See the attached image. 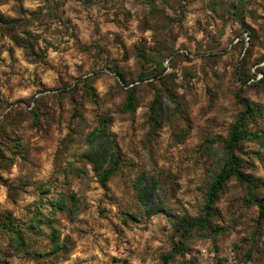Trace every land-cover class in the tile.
<instances>
[{
    "label": "rangeland",
    "instance_id": "1",
    "mask_svg": "<svg viewBox=\"0 0 264 264\" xmlns=\"http://www.w3.org/2000/svg\"><path fill=\"white\" fill-rule=\"evenodd\" d=\"M0 13V224L25 226L23 247L0 226V264H264L259 140L237 151L257 186L233 176L210 226L184 228L205 214L242 100L264 110V0H0ZM248 125L263 132L264 114Z\"/></svg>",
    "mask_w": 264,
    "mask_h": 264
},
{
    "label": "trees",
    "instance_id": "2",
    "mask_svg": "<svg viewBox=\"0 0 264 264\" xmlns=\"http://www.w3.org/2000/svg\"><path fill=\"white\" fill-rule=\"evenodd\" d=\"M0 22L10 23L11 20L6 19L3 16V14L0 13ZM84 84L87 87L89 86V83L87 80L85 81ZM135 101H136L135 88H131L128 90L127 106L129 110L134 111L136 109L137 105ZM157 103H159V101ZM242 104H243L244 109L238 115L237 120L232 125L228 138L225 140L224 150H225V155H226V163L223 166V168L218 172V174L216 175L215 179L211 183L210 188L208 190L207 197L205 199V205H204L205 214L203 216H200L199 218L189 219L187 222V225L184 227L186 228V230L192 229L193 227L205 228L207 226H210L211 221L209 217L213 213V209H214L213 207L216 201L218 200L220 193L223 191L226 183L233 176H236L242 182H246L249 187L253 188V186L254 187L257 186L256 183L252 180V178L245 175V173L241 169V166H240L241 158L238 155L237 151L241 147L242 142L247 139L259 140L261 141L264 147V131L263 132L253 131L249 128V125H248L251 118H253L256 115L264 114V110L258 105L248 103L246 100H242ZM157 109H158L157 105L154 106V109H153L154 115L152 116V120L155 122L158 120ZM106 128L107 127L104 126V129ZM104 131L105 130L92 135V139L95 141L96 144H98L99 140L102 139V137L104 136L105 134ZM99 149L100 148H98L95 151V152H98L96 156L93 154L89 155V158H91L92 162L95 164V166L98 169H100L105 163L102 156L106 158L108 155V153L101 155V153H99V151L101 150ZM119 166H120L119 157L114 158L112 160V164L107 169H105L103 173L101 174V181L103 183L108 181L111 178V176L116 172V170L119 168ZM139 194L142 198H144V196L146 195V192L144 191V189L139 188ZM256 200H257L256 202L258 203V206L260 209L259 211L260 219H263L264 218V203L259 198H257ZM52 204L60 205L61 201L57 203L54 201L52 202ZM0 226L5 231H8L11 238L16 240L19 245H21L22 247L24 246L25 226H23L21 223H17L13 219L4 220L3 223L0 224ZM179 248L184 250L185 248L184 243H181V246H179ZM187 262H188L187 260H184L183 264H186ZM219 264H222L221 261L219 262Z\"/></svg>",
    "mask_w": 264,
    "mask_h": 264
}]
</instances>
